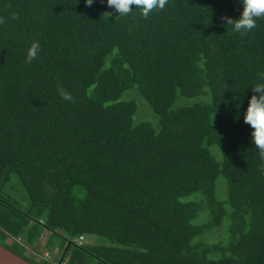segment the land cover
I'll return each instance as SVG.
<instances>
[{
    "label": "trees",
    "instance_id": "1",
    "mask_svg": "<svg viewBox=\"0 0 264 264\" xmlns=\"http://www.w3.org/2000/svg\"><path fill=\"white\" fill-rule=\"evenodd\" d=\"M242 10L0 0V244L42 264L19 241L40 226L66 264H264V160L243 119L264 18L241 35L222 17Z\"/></svg>",
    "mask_w": 264,
    "mask_h": 264
},
{
    "label": "clouds",
    "instance_id": "2",
    "mask_svg": "<svg viewBox=\"0 0 264 264\" xmlns=\"http://www.w3.org/2000/svg\"><path fill=\"white\" fill-rule=\"evenodd\" d=\"M243 5V10L240 18L233 19L231 17H222L225 24L231 25L233 31L240 33L241 35H246L248 32L257 27V20L264 18V0H241ZM94 0H85L87 7H91ZM168 4V0H107V6L112 8L118 13V16H126L132 13L133 7L140 10V15L145 19L156 12L162 11ZM111 15V13H108ZM14 19H18L17 14H13ZM0 23H4L0 19ZM40 52V44L38 41H33L30 45L27 55L26 63H31L35 60ZM258 83L253 85V95L250 97L246 112L244 114V122L248 124L252 129V142L259 151L260 158L264 160V72L258 74ZM60 95L65 100H72L70 93L66 92L62 88L59 90ZM258 93V95H257ZM215 115V114H214ZM83 237L78 236L72 238L70 242L80 243ZM31 254L37 257H47L56 264H66V259H63V252L60 258L53 259V257L45 251L35 249L31 250ZM37 264V263H36Z\"/></svg>",
    "mask_w": 264,
    "mask_h": 264
},
{
    "label": "rangeland",
    "instance_id": "3",
    "mask_svg": "<svg viewBox=\"0 0 264 264\" xmlns=\"http://www.w3.org/2000/svg\"><path fill=\"white\" fill-rule=\"evenodd\" d=\"M10 189H12V188L10 187ZM9 194H11L12 196H16V197L18 196L21 199L24 198V196L21 192V189L18 186H16L13 189V191H11ZM11 201H13V200H11ZM30 223H32V224H30L32 227L33 222L31 221ZM29 229H31V228H29ZM27 230L23 231L24 234H19V236H20L19 241L20 242L25 243L26 246L29 248H34L35 245L41 244L43 246V248H39L41 250V253L45 254V251H47L53 257V259L60 258V255L63 251L61 250L62 237L59 234H51L49 232H45L40 226H38V227L36 226L35 231L39 232V236L35 237V235H34L29 239L28 234H27V232H28ZM214 234H218V231L215 233H209V236L213 237ZM13 239H15L17 241L18 237H15L14 234H10L2 242L9 245L10 241ZM93 239H94L93 237H88L87 240H88V242H93L95 240V239L94 240ZM0 240H1V238H0ZM33 250H35V248ZM25 254L27 255V253H25ZM35 260H36V262L38 261L42 264H53L54 263L52 260L44 262L40 257L35 258ZM54 264H56V263H54Z\"/></svg>",
    "mask_w": 264,
    "mask_h": 264
},
{
    "label": "water",
    "instance_id": "4",
    "mask_svg": "<svg viewBox=\"0 0 264 264\" xmlns=\"http://www.w3.org/2000/svg\"><path fill=\"white\" fill-rule=\"evenodd\" d=\"M0 264H36L17 255L10 249L0 244Z\"/></svg>",
    "mask_w": 264,
    "mask_h": 264
},
{
    "label": "built area",
    "instance_id": "5",
    "mask_svg": "<svg viewBox=\"0 0 264 264\" xmlns=\"http://www.w3.org/2000/svg\"><path fill=\"white\" fill-rule=\"evenodd\" d=\"M81 237V236H80Z\"/></svg>",
    "mask_w": 264,
    "mask_h": 264
}]
</instances>
